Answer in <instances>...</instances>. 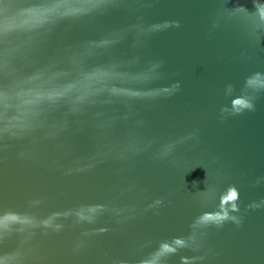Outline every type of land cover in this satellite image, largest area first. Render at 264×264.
<instances>
[{
  "label": "water",
  "instance_id": "95a60500",
  "mask_svg": "<svg viewBox=\"0 0 264 264\" xmlns=\"http://www.w3.org/2000/svg\"><path fill=\"white\" fill-rule=\"evenodd\" d=\"M0 264H264V0H0Z\"/></svg>",
  "mask_w": 264,
  "mask_h": 264
}]
</instances>
